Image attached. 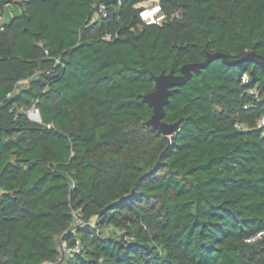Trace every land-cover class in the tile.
<instances>
[{"label": "trees", "instance_id": "trees-1", "mask_svg": "<svg viewBox=\"0 0 264 264\" xmlns=\"http://www.w3.org/2000/svg\"><path fill=\"white\" fill-rule=\"evenodd\" d=\"M0 16V264H56L76 240L61 264H264V236L246 242L264 231V63L192 73L171 136L142 101L152 74L264 57V0H0Z\"/></svg>", "mask_w": 264, "mask_h": 264}, {"label": "water", "instance_id": "water-1", "mask_svg": "<svg viewBox=\"0 0 264 264\" xmlns=\"http://www.w3.org/2000/svg\"><path fill=\"white\" fill-rule=\"evenodd\" d=\"M221 59L224 64L235 65L241 62L264 63V57L256 54L253 50L237 60H229L226 54L215 53L208 54L206 59L200 63H189L181 67V73L175 74L172 70L169 73L161 72L160 75L152 74L155 82V88L152 92L143 96L142 101L152 109V115L146 122V125L164 136H171L178 130L181 119L174 123H166L163 120L165 108L170 104V97L176 89L186 84L192 77V73L206 68L213 60ZM33 121L40 122L39 113L36 111L33 115H28ZM65 258V253L61 250V259L56 264H61Z\"/></svg>", "mask_w": 264, "mask_h": 264}, {"label": "built area", "instance_id": "built-area-1", "mask_svg": "<svg viewBox=\"0 0 264 264\" xmlns=\"http://www.w3.org/2000/svg\"><path fill=\"white\" fill-rule=\"evenodd\" d=\"M159 6L155 5L152 8L143 10L140 12V17L143 21H145L147 24H160L161 23V19L162 17L159 16V13H156V9H158ZM101 11L103 12V7H101ZM2 21V17L0 16V22ZM3 27L0 26V30H2ZM249 82V77L247 74H243L242 76V83L247 85ZM248 94L254 98H257V91L255 89H250L248 91ZM249 107H253L251 104L246 105L245 109L249 108ZM257 129L261 131L262 136H264V116H262L257 123ZM74 221H75V226H80L86 223H84L82 221V216L79 213H74ZM264 236V231H260L258 232L255 236L249 238L246 240V242H252L255 241L256 239L262 238ZM63 250L65 253V258H73L74 256H76L77 254H79L80 252H82V247L81 244L79 242V240L75 241V244L73 246H67L66 243L61 242L60 244V251ZM44 264H55L52 262H46Z\"/></svg>", "mask_w": 264, "mask_h": 264}, {"label": "rangeland", "instance_id": "rangeland-1", "mask_svg": "<svg viewBox=\"0 0 264 264\" xmlns=\"http://www.w3.org/2000/svg\"><path fill=\"white\" fill-rule=\"evenodd\" d=\"M12 14H13V9H12L11 6H9V7L7 8V10H6V16L4 17V20L10 18V17L12 16ZM35 112H36L35 110L30 111V112L28 113V115H33Z\"/></svg>", "mask_w": 264, "mask_h": 264}, {"label": "clouds", "instance_id": "clouds-1", "mask_svg": "<svg viewBox=\"0 0 264 264\" xmlns=\"http://www.w3.org/2000/svg\"><path fill=\"white\" fill-rule=\"evenodd\" d=\"M155 11H156V13H159L160 12V8L156 9Z\"/></svg>", "mask_w": 264, "mask_h": 264}]
</instances>
